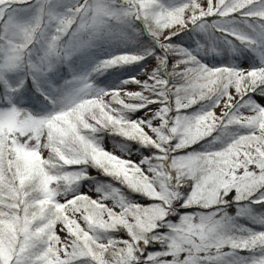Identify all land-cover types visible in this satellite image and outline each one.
I'll return each instance as SVG.
<instances>
[{"label":"snow or ice","instance_id":"obj_1","mask_svg":"<svg viewBox=\"0 0 264 264\" xmlns=\"http://www.w3.org/2000/svg\"><path fill=\"white\" fill-rule=\"evenodd\" d=\"M0 264H264V0H0Z\"/></svg>","mask_w":264,"mask_h":264},{"label":"rangeland","instance_id":"obj_2","mask_svg":"<svg viewBox=\"0 0 264 264\" xmlns=\"http://www.w3.org/2000/svg\"><path fill=\"white\" fill-rule=\"evenodd\" d=\"M150 67H151V65H150ZM141 78H143V77H141ZM130 87L134 88V86H130ZM217 111H219V110H217ZM106 147L111 149L113 147V143L106 142ZM117 154H119V152H117ZM133 158L135 159L136 157H133ZM257 228H259V226H257Z\"/></svg>","mask_w":264,"mask_h":264},{"label":"trees","instance_id":"obj_3","mask_svg":"<svg viewBox=\"0 0 264 264\" xmlns=\"http://www.w3.org/2000/svg\"><path fill=\"white\" fill-rule=\"evenodd\" d=\"M257 230H259V228H257Z\"/></svg>","mask_w":264,"mask_h":264}]
</instances>
